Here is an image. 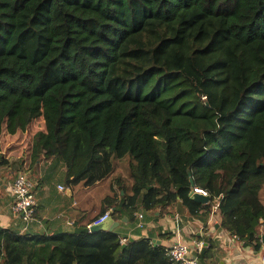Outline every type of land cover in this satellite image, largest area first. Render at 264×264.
<instances>
[{
	"label": "trees",
	"instance_id": "obj_1",
	"mask_svg": "<svg viewBox=\"0 0 264 264\" xmlns=\"http://www.w3.org/2000/svg\"><path fill=\"white\" fill-rule=\"evenodd\" d=\"M13 143L18 173L43 156L72 189L110 191L70 231L0 224V264H174L156 229L89 225L110 211L138 226L180 200L264 247V0H0V148Z\"/></svg>",
	"mask_w": 264,
	"mask_h": 264
},
{
	"label": "crops",
	"instance_id": "obj_2",
	"mask_svg": "<svg viewBox=\"0 0 264 264\" xmlns=\"http://www.w3.org/2000/svg\"><path fill=\"white\" fill-rule=\"evenodd\" d=\"M8 147V149H7ZM8 151L10 164L0 166V224L6 228H16L23 224L22 217L15 213L12 205L14 196L11 191V186L18 175L16 167L12 164L13 161L27 157V148L23 149L15 143L4 145L0 148V153ZM28 166L26 172L36 181V195L38 201L36 220L24 227L22 231L36 228H41L47 232L57 230H73L74 226L79 221L88 219H80L88 212L93 215V207L95 204L100 205L101 198L110 191V185L104 184L92 189L77 188L72 189L65 182V167L61 162L56 160H48L43 156L34 164H25ZM26 168L23 166L22 169ZM60 186H64L61 188ZM185 207V206H184ZM177 211V209H176ZM171 213L164 217L152 216L148 212L141 211L142 217L138 220L144 221L147 228L142 230L134 224V221L120 220L118 227L122 234H129L132 237L140 235H148V229L154 230L155 239H160L163 244L170 246L173 242L180 239L187 243L193 249L197 242L203 241L200 236H211L215 242L213 256L208 259L210 264H263L262 256L264 247L256 249L253 246H245L244 241L229 234L219 225V216L212 214L206 224H203L199 219H187L182 215L175 217ZM187 209L185 207V213ZM184 213V214H185ZM157 215L160 211H157ZM114 218V217H113ZM116 220V219H114ZM124 222V224H122ZM31 225L33 226L31 228ZM163 227V232L160 228ZM167 230H173L174 236L170 240L162 238V233ZM180 231V235L177 231ZM264 233V226L260 227L259 234ZM262 241V240H261ZM204 245H207L205 242Z\"/></svg>",
	"mask_w": 264,
	"mask_h": 264
},
{
	"label": "built area",
	"instance_id": "obj_3",
	"mask_svg": "<svg viewBox=\"0 0 264 264\" xmlns=\"http://www.w3.org/2000/svg\"><path fill=\"white\" fill-rule=\"evenodd\" d=\"M36 186V181L26 171L18 173L11 186V191L14 196L12 208L14 212L19 214L26 223L36 219L35 213L38 207ZM60 187L64 188V186ZM194 192L202 193L203 195L208 196V191L203 188L196 187ZM215 207L217 208V205ZM109 216H111L110 211H107L98 219L93 221L89 226L91 227L92 224L100 223L106 220ZM141 217L142 214H140V218ZM138 226L143 228L145 226L144 221L140 220ZM177 234L180 235L179 230L177 231ZM125 241L126 239L122 240V242ZM196 246L197 248L193 249V247L178 239L167 247L166 252L174 264H201L194 250L200 252L204 246V242H197ZM262 263L264 264V254L262 256Z\"/></svg>",
	"mask_w": 264,
	"mask_h": 264
},
{
	"label": "water",
	"instance_id": "obj_4",
	"mask_svg": "<svg viewBox=\"0 0 264 264\" xmlns=\"http://www.w3.org/2000/svg\"><path fill=\"white\" fill-rule=\"evenodd\" d=\"M191 182L194 184L193 178L191 177ZM193 198L200 201V202H208L210 200L209 196L203 195L202 193L198 192H192ZM185 213V207L182 203V201H178L177 205V211L176 214H173L175 217L176 215H183ZM127 217H124L123 220H127ZM121 221L120 220H114L112 216H109L106 220L100 222V223H95L91 225V230H100V229H107V230H114L120 225ZM259 237L262 239V242L264 243V233L259 234ZM162 241L160 239H155V243H161ZM125 246V243L123 244L122 247ZM194 248H197L195 246Z\"/></svg>",
	"mask_w": 264,
	"mask_h": 264
},
{
	"label": "rangeland",
	"instance_id": "obj_5",
	"mask_svg": "<svg viewBox=\"0 0 264 264\" xmlns=\"http://www.w3.org/2000/svg\"><path fill=\"white\" fill-rule=\"evenodd\" d=\"M37 125L39 126V122H37ZM262 198L264 199V189L262 191ZM113 217V215H111Z\"/></svg>",
	"mask_w": 264,
	"mask_h": 264
}]
</instances>
